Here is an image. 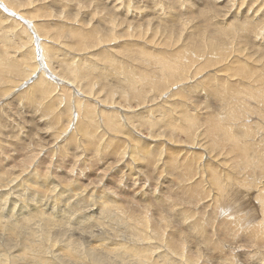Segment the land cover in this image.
<instances>
[{"label":"bare ground","instance_id":"1","mask_svg":"<svg viewBox=\"0 0 264 264\" xmlns=\"http://www.w3.org/2000/svg\"><path fill=\"white\" fill-rule=\"evenodd\" d=\"M17 1L0 0V264H264V0H224L240 22L211 24L225 5L202 0L200 28L170 13L158 19L179 30L170 41L91 16L87 32L70 28L72 55ZM206 82L211 112L191 99ZM12 97L23 134L5 129ZM27 135L41 136L38 153Z\"/></svg>","mask_w":264,"mask_h":264},{"label":"rangeland","instance_id":"2","mask_svg":"<svg viewBox=\"0 0 264 264\" xmlns=\"http://www.w3.org/2000/svg\"><path fill=\"white\" fill-rule=\"evenodd\" d=\"M20 1H23V5L22 6H19V4H20ZM24 1H26V2H24ZM31 2H29V0H18L17 2H18V6L17 5H14L15 7H17V8H19L20 10V12L21 13H23L25 16H24V21H26V18L27 17H30L32 20H33V22H34V24L36 25V26H38L39 28H38V30H39V32H40V30H44V31H41V32H45V30H47L46 31V34L47 35H49V36H51V37H48V36H44V35H42L44 38H43V40L44 39H46L47 37L48 38H50V39H52V37L54 36V39H55V35H57V37H56V39H57V41H55V40H53L54 42H55V44H56V46L60 49V50H63V51H65L64 53H71V52H75V50H76V48H78V46H76V43H77V40L74 38V37H72L71 35H73V33L70 31V30H72L73 28L75 29V28H77L78 27V29H81V28H83L82 26H84V28L83 29H81L82 31H84V29H85V31L87 32L90 28H92V26H91V24H93V21L90 19V18H92L91 16H93V17H99V16H101V17H104L103 18V22H105V23H108V21L110 22V21H113V22H110V23H108L110 26H113V25H115V23H116V25H117V27L119 28V29H117L118 31H119V34H122V33H125L126 31H129V30H131L132 28L133 29H140V33H141V35H143V34H147L146 35V37H148L149 35H150V33L151 34H153L155 31H153V30H155V28H157V27H159V26H161V24H162V26H164V22H162L161 21V23H160V20H158V19H162V20H167L168 21V23L169 24H171L172 22L171 21H169L170 19L169 18H171L172 19V17L170 16V15H172L173 17H175L174 19H175V23L177 22V23H179V24H177L176 23V25H180V24H182V22H186V24H189L188 26L189 27H191L192 25H193V23L196 25V27H199L200 28V26L203 24V22H201V20L198 18V17H196L197 15V12H195V13H193L195 10H196V5H199V4H202V0H157V2H158V8H156L158 11H159V13H160V16H156L155 15V11H156V9L154 8V3H155V1L153 0V3H152V0H100V1H98V0H87V1H89V2H85V3H82L81 1H85V0H30ZM38 1V2H37ZM78 1V2H77ZM92 1V2H91ZM108 1V2H107ZM142 1L144 2V3H142ZM214 3H216V0H212ZM239 1H241V0H239ZM246 1H249V0H246ZM27 2H29V3H27ZM55 2L56 3H58V4H55ZM67 2V3H66ZM94 2H96V3H94ZM121 2V3H120ZM161 2V3H160ZM167 2V3H166ZM224 2V0L222 1V0H220L219 2H217V4H220V5H222V6H224L223 7V10H224V16H222V15H218L220 18L217 20V19H215L214 21L213 20H208V22L211 24L212 22H216V21H225V20H239L240 19V17L239 16H237V18L236 17H230V15L232 16L233 14V12L234 11H232V13L230 12V11H227V9H225V8H228V5L225 3L224 5L222 4ZM63 3V4H62ZM123 3V4H122ZM126 3V4H125ZM214 3H207L208 5H210L211 6V8L212 7H214V9H216L217 10V8H216V5L214 4ZM67 4V5H66ZM80 4V7L78 6V5ZM112 4L114 5L113 6V8H111V6H112ZM119 4V5H118ZM128 4V5H127ZM144 4H145V6H144ZM203 4H205V3H203ZM33 5V6H32ZM66 5V6H65ZM98 5V6H97ZM192 5H194V6H192ZM257 4H251V5H249V7H248V13H251L252 15H254V14H259L260 16H261V13H260V11L262 10V8L263 7H260V8H257L256 10L257 11H254L255 9V6H256ZM71 6V7H70ZM77 6L79 7V9H77ZM82 6V7H81ZM140 6V7H139ZM201 7H202V5H200ZM203 6H205V5H203ZM242 5H240V7H241ZM45 7V8H44ZM120 7H121V10H120ZM123 7V8H122ZM133 7V8H132ZM143 7V8H142ZM161 7V8H160ZM195 9H194V8ZM234 7H235V5H234ZM237 7V6H236ZM235 7V8H236ZM69 8V9H68ZM128 8V9H127ZM137 8H141V9H137ZM237 8H239V7H237ZM251 8V9H250ZM0 9H2L1 8V4H0ZM42 9V10H41ZM61 9H64V10H61ZM67 9V10H66ZM76 9V10H75ZM127 10V12H128V14L129 15H124V13H123V10ZM129 9H130V11H129ZM132 9V10H131ZM135 9V10H134ZM160 9V10H159ZM163 9V10H162ZM245 9L246 8H243V7H241V10L242 11H245ZM4 10V9H3ZM48 10V11H47ZM60 10V11H59ZM79 12H78V11ZM83 10H85V11H83ZM142 10V11H141ZM150 10V11H149ZM250 10V11H249ZM1 11L2 10H0V14H2L1 13ZM5 11V10H4ZM46 11H47V13H46ZM70 11H71V13H70ZM97 11H99V12H97ZM132 11V12H131ZM147 11V12H146ZM168 11H169V13H168ZM252 11V12H251ZM33 12V13H32ZM38 12V13H37ZM45 12V13H44ZM88 12H90V13H88ZM96 12V13H95ZM119 12V13H118ZM120 12H121V14H120ZM150 12V13H149ZM167 12V13H166ZM186 12V13H185ZM192 14H191V13ZM227 12V13H226ZM258 12V13H257ZM58 13V14H57ZM104 13V14H103ZM112 13V14H111ZM135 13V14H134ZM146 13V14H145ZM149 13V14H148ZM171 13V14H170ZM41 14V15H40ZM165 16H164V15ZM169 15V16H167V15ZM3 15V14H2ZM33 15V16H32ZM47 15V16H46ZM57 17H56V16ZM71 15V16H70ZM103 15V16H102ZM124 15V16H123ZM138 16V18L136 17V16ZM163 15V16H162ZM192 15V16H191ZM259 15H257V17H259ZM35 16V17H34ZM45 16H46V18H45ZM66 16H70L69 18H68V20H67V18H66ZM108 18H107V17ZM110 16H112V18L110 17ZM135 16V17H134ZM148 16V17H147ZM165 17L166 19H163L162 17ZM167 16V17H166ZM181 16V17H180ZM190 16V18H192L191 20H187L188 19V17ZM248 16V15H247ZM54 17V18H53ZM61 17V18H60ZM74 17V18H73ZM127 18V19H129V20H124L123 18ZM140 17V18H139ZM159 17V18H158ZM254 17H256V15L254 16ZM50 18V19H49ZM70 18H72V19H70ZM87 18V19H86ZM100 18V17H99ZM107 18V19H106ZM179 18L180 20H177V19ZM234 18V19H233ZM37 19V20H36ZM45 19V20H44ZM46 19H48V21H51V22H46ZM63 20V22H62V20ZM131 19V20H130ZM156 19V20H155ZM35 20H36V22H35ZM42 20V21H41ZM90 20V21H89ZM114 20H115V22H114ZM135 20V21H134ZM0 21H1V19H0ZM43 21H44V23H43ZM67 21V22H66ZM84 21V22H83ZM121 21V22H120ZM130 21V22H129ZM144 21V22H143ZM146 21V22H145ZM192 21V22H191ZM198 21V22H197ZM42 22V23H41ZM57 22V23H56ZM173 22V23H174ZM238 22H240V21H238ZM7 23H9V20L7 21ZM53 23V24H52ZM66 23H67V25H66ZM119 23V24H118ZM142 25H141V24ZM144 23V24H143ZM146 23V24H145ZM160 23V24H159ZM27 24V23H26ZM25 24V25H26ZM41 24V25H40ZM43 24H46L47 25V27L46 28H42L43 27ZM50 24V25H49ZM58 24V26L60 25V27H58V29H57V27H48V26H55V25H57ZM64 24H65V26H64ZM111 24H113V25H111ZM129 24V25H128ZM140 24V25H139ZM147 24H149V25H147ZM157 24H159V25H157ZM198 24H200V25H198ZM61 25H63V27H61ZM119 25V26H118ZM132 25V26H131ZM140 27H139V26ZM156 25V26H155ZM176 25L174 26V30L172 29V30H164V31H160L159 29H160V27L158 28V30L155 32L156 34H157V36H159V35H161L162 37H166V36H168L167 37V41H170L171 40V38L170 37H172V38H174V37H176V34L178 35V32H179V30L176 28ZM191 25V26H190ZM75 26V27H74ZM126 26V27H125ZM64 27L66 28L65 30H64ZM87 29H86V28ZM192 27H194V26H192ZM16 28H17V26H16ZM41 28V29H40ZM48 28V29H47ZM59 28H61V30H59ZM68 28H69V30H68ZM70 28H72V29H70ZM121 28V29H120ZM131 28V29H130ZM147 28V29H146ZM176 28V29H175ZM52 29V30H51ZM57 29V30H56ZM142 29V30H141ZM143 29H145V30H148L147 32H145V30H143ZM151 29V30H150ZM102 30L103 29H99V35H102ZM171 31L173 32L172 34H170L171 33ZM40 32V33H41ZM53 32V33H52ZM85 32V33H86ZM143 32V33H142ZM159 32H160V34H159ZM139 33V34H140ZM165 33V34H164ZM176 33V34H175ZM55 34V35H54ZM118 33H117V35H119ZM163 34V35H162ZM168 34V35H167ZM170 34V35H169ZM175 34V35H174ZM164 35H166V36H164ZM180 35V34H179ZM264 34H261V36L262 37H259V39H258V42H259V46H260V44L262 45L263 43H264V40H263V36ZM17 36H19V35H17ZM16 36V37H17ZM38 36V35H37ZM69 36V37H68ZM74 36V35H73ZM15 37V38H16ZM33 37H35V36H33ZM59 37V38H58ZM72 37V38H71ZM96 37H98V36H96ZM162 37H160V40H162L161 41V43H163V39H162ZM19 38V37H18ZM23 38V37H22ZM47 38V39H48ZM177 38V37H176ZM98 39V38H97ZM132 39H138L139 40V42H140V40L141 39H139V38H132ZM22 40V39H21ZM41 40V39H40ZM65 42H64V41ZM156 40H157V38H156ZM181 40V39H180ZM180 40H178L179 41V43H181V41ZM13 41V40H12ZM37 41L39 42V40L37 39ZM36 41V42H37ZM45 41V40H44ZM61 41H62V43H61ZM68 41V42H67ZM72 41H74L73 43H72ZM120 42L119 43H121V42H123V43H126V42H128L127 41V39L126 38H121L120 40H119ZM173 42H175L174 40H172ZM177 41V42H178ZM38 42L36 43L37 44V46L36 47H38ZM46 42V41H45ZM76 42V43H75ZM93 42V44H94V42L95 41H91V43ZM262 42V43H261ZM17 43H19V42H17ZM87 43L89 44V41H87ZM105 43H108V42H105ZM179 43H177V44H179ZM74 44V45H73ZM143 44V43H142ZM1 45V44H0ZM69 45V46H68ZM102 45V46H101ZM107 45V44H106ZM105 45V46H106ZM100 47H103V44H100L99 45ZM0 48H2V46L0 47ZM2 50V49H1ZM22 50H23V52H25L27 49L26 48H22ZM90 51H95V50H91V49H89ZM115 50L116 49H112V51H110V50H107V53L108 54H112L111 52H115ZM70 51V52H69ZM38 50H37V53L36 54H38ZM66 53V54H67ZM73 53H71L70 55H72ZM70 55H68V57H67V55H62L61 57H59V58H63V56L66 58V59H69V57H70ZM119 56V55H118ZM117 56V57H118ZM262 56H264V55H260V57H262ZM263 59H264V57H262ZM38 59V58H37ZM51 63H53L54 65H55V63L54 62H51ZM56 66V65H55ZM54 66V67H55ZM55 68H57V69H60L59 67H55ZM205 69L207 68V67H204ZM194 71H195V67L194 68H192ZM192 70V72H194ZM254 76L255 75H253V77H252V79H251V81L249 82V85H248V91L249 92H251L252 90H253V79H254ZM212 82V81H211ZM179 85H181V83L179 84ZM261 86L263 89H264V79H259V77H257L256 78V80H255V82H254V86ZM201 87L199 88H197V91H196V93H194L193 94V96L191 97V99H196V97H197V100H199V98H200V102H202V103H204V104H206V105H208V108H207V110L209 111V112H211V111H213V108L212 107H210V106H216V105H218V103H219V99L216 97V96H214L213 94H208V91H207V82L206 83H204V85L202 84V85H200ZM177 88V87H176ZM200 90V91H199ZM198 92H201V94H200V96L198 95ZM205 92V93H204ZM196 94L198 95V96H196ZM207 94V95H206ZM204 95V96H203ZM13 96V95H12ZM14 96H15V94H14ZM13 96V97H14ZM205 96H207L208 98H206ZM212 96V97H211ZM244 96H246V95H244ZM12 97V99L11 98H9V100H8V98H6L5 100H7V101H9V104H8V108H10V111L12 110L11 108L13 107V110L16 112V114H17V119H16V121H15V125L13 126V127H11V125L10 124H6L5 126V129L7 130V131H9L8 133H10V132H13V133H10L11 135H13L14 134V132L15 133H18V131L20 130L21 131V133L23 134V132H24V130H23V128H22V126H19L20 125V122H19V118L18 117H20V111L18 110V109H23V108H21V106H17L16 107V103L14 102L15 100H14V98ZM215 98V99H214ZM11 101V102H10ZM14 103H13V102ZM217 101V102H216ZM213 102V103H212ZM249 103H243V105H242V109L243 110H245L246 108H248V107H250L251 105H253V106H255V107H257V104H255V103H251L250 101H248ZM245 104V105H244ZM15 105V106H14ZM10 106V107H9ZM12 106V107H11ZM248 106V107H247ZM235 110H236V112H234L235 114L234 115H232L231 117H233V116H236V115H240L241 113H238V114H236L237 113V111H238V108H235ZM11 112H13V111H11ZM19 114V115H18ZM21 114H23L22 112H21ZM230 117V118H231ZM24 119H25V116H24ZM231 119H229V121H230ZM31 124V123H30ZM53 124V123H52ZM44 125V124H43ZM41 123H40V125H39V129L37 128V130H36V132H38L37 134H40L41 135V132H39V131H42L43 129H45L46 127H48V125H44L43 126ZM27 126H28V128H29V125L27 124ZM20 127V128H19ZM26 126H24V128H25ZM42 127V128H41ZM45 127V128H44ZM4 129V128H3ZM10 129H12V130H14V131H12V130H10ZM51 130V128H49L48 129V131H50ZM43 132V131H42ZM31 137H39V135H36V136H28L27 135V139H25V142H27L26 143V145L29 147V149L31 148L32 150H35L36 152L38 151H40V148L39 147H37V146H39V142H36L37 141V138H32L31 139ZM45 138H47V137H44V139L43 140H45ZM29 139V140H28ZM30 139H31V141H33L34 139H36V140H34L35 141V143L36 144H34V143H32L31 141H30ZM39 139V141H40V139H41V136L38 138ZM28 140V141H27ZM203 140L204 141H207L208 142V137L207 136H204L203 137ZM33 141V142H34ZM30 143V144H29ZM29 144V145H28ZM35 146V147H34ZM38 149H37V148ZM37 152V153H38ZM26 154H27V152H26ZM28 155V154H27ZM27 155H25V158L27 157ZM229 156L231 157V154H229ZM233 157V156H232ZM21 158H22V156H21ZM20 158V159H21ZM15 162H17V161H15ZM49 165V161H43V164H42V167L44 168V166L45 165ZM233 195V194H232ZM233 196H239V198L241 199V197L240 196H242V195H233ZM117 198V200H119V201H121V198L119 197V196H117L116 197ZM206 211V214H204V215H208V217H215V212H213V213H211L212 211H210V209H206L205 210ZM211 214V215H210ZM220 225V224H219ZM212 228H214V226L212 227ZM212 228H209V229H211L212 230ZM216 228V227H215ZM200 241V240H199ZM192 244H194V245H196V246H199L200 248H202L200 245H199V242H193V240H192ZM205 251H207V253L209 252V250H208V248H207V250H205Z\"/></svg>","mask_w":264,"mask_h":264}]
</instances>
